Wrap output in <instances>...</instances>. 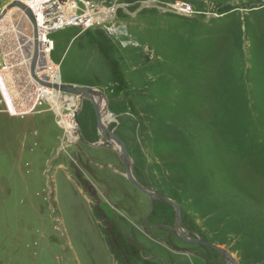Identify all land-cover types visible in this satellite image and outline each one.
Segmentation results:
<instances>
[{
  "label": "rangeland",
  "instance_id": "rangeland-1",
  "mask_svg": "<svg viewBox=\"0 0 264 264\" xmlns=\"http://www.w3.org/2000/svg\"><path fill=\"white\" fill-rule=\"evenodd\" d=\"M96 1L119 6L115 29L48 36L61 84L102 93L133 178L180 207L190 237L264 264V0ZM12 2L0 0V13ZM1 27V91L31 104L28 23L18 11ZM76 103L72 143L48 105L21 118L0 104V264H124L98 208L155 257L133 249L132 264H225L195 245L179 257L156 243L148 233L163 234L141 226L149 205L119 152L95 147L105 140L95 106ZM153 206L154 222L173 224L170 207Z\"/></svg>",
  "mask_w": 264,
  "mask_h": 264
},
{
  "label": "built area",
  "instance_id": "built-area-1",
  "mask_svg": "<svg viewBox=\"0 0 264 264\" xmlns=\"http://www.w3.org/2000/svg\"><path fill=\"white\" fill-rule=\"evenodd\" d=\"M13 2L25 6L34 17L38 44L34 74L38 80L49 85L61 84L59 65L54 64L50 60V55L54 47L48 36L52 32L69 27L81 28L83 31L98 27L109 32L115 29L116 23L118 22L117 8H119V6L107 11L102 9V6L96 0H13ZM122 9H124V5ZM186 12H188V10H186ZM23 17L26 19L29 29L28 41L31 46L30 57L26 66L34 96L33 102L28 105L16 102V99H14L13 104L7 102L1 91L3 85L2 80L6 78L9 67L7 55L1 48V36L3 34L1 22L3 17L0 18V104L3 105V112L6 115L21 118L42 113L40 108L43 105H48L53 112L49 100L55 93L52 88L37 84L30 76L29 66L33 57V33L31 23L24 14ZM55 76L58 77V81L55 80Z\"/></svg>",
  "mask_w": 264,
  "mask_h": 264
},
{
  "label": "water",
  "instance_id": "water-1",
  "mask_svg": "<svg viewBox=\"0 0 264 264\" xmlns=\"http://www.w3.org/2000/svg\"><path fill=\"white\" fill-rule=\"evenodd\" d=\"M12 8H18L19 11H21L24 16L27 18V20L31 23L32 25V33H33V57L30 62L29 66V72L31 78L39 85L46 86L52 88L55 92H58L62 95L66 96H74L78 98L79 103L81 104L82 101L86 100L89 101L92 105L95 106V115H96V121H97V132L98 134L105 139L104 141L98 143L95 145V147H106L108 149H114L119 152V157L120 161L124 167V172H125V178L126 180L139 192L147 195L150 199V210L152 209V200H158L162 201L171 207L174 208L175 210V221L178 226V231L180 235H184V230L182 227V222H181V209L180 207L173 202L172 200L166 198L163 196L161 193L151 190L149 188H144L142 187L139 183L136 182V180L132 176L130 164L128 163V155L126 151V147L124 143L112 132L108 130V125L107 127H104L102 125L101 121V111L102 108L100 109L99 104L101 101L104 100V96L102 93H100L97 90H94L92 88H87V87H78L74 85H64V84H54V85H49L45 82H42L38 80L35 77L34 74V69L36 66V61H37V30H36V25H35V20L30 12L29 9H27L25 6L17 3V2H12L10 5L6 6L0 13V18L4 17V15ZM102 105V103H101ZM82 141V139H81ZM186 243L190 245H195L199 246L202 248H205L207 250L214 251L217 253L225 262V264H237L236 260L232 258L231 254L224 250L223 248L216 246L208 241L199 239V238H192L186 233Z\"/></svg>",
  "mask_w": 264,
  "mask_h": 264
},
{
  "label": "flooded vegetation",
  "instance_id": "flooded-vegetation-1",
  "mask_svg": "<svg viewBox=\"0 0 264 264\" xmlns=\"http://www.w3.org/2000/svg\"><path fill=\"white\" fill-rule=\"evenodd\" d=\"M139 193L146 198L147 205H149V210L147 212L143 213V215L141 214V217H140L141 226L145 227V229H147V230L149 229V230H153L155 232H160L161 234H163L162 237L161 236L159 237L158 235H154V234H152L150 232L148 233V231H146L149 235H152V237L155 239L156 243L158 242V244H164L163 247L166 248L170 253L175 254V255H179V257L180 256L185 257L186 256V245H190V244L186 243V231L184 230L183 223H182V227L184 230V235L179 234L178 226H177L176 221H175V210H174V208L171 207L170 205L162 202V201L152 200V209L150 210V199H149V197L147 195L141 193V192H139ZM154 203H162V204H165L171 208L172 215H173V224L172 225H168L166 223L154 222L155 220H157L156 214L154 213V209H153ZM97 205H99V201L97 202ZM96 211H97V214L102 217V222L104 223L105 227H107L108 232L110 234V237L112 236L114 246L119 251L118 253L122 257L124 264H132L131 260H133V259L131 257H128V256H129V254H132L131 252H134L133 249H136L138 251V253H140V254H145L146 258L149 260H151V258H155L154 256L150 255L151 252H150V249L148 248V246L144 245L143 243L138 241L137 238L131 237L127 232H125L123 227L120 225L121 219H116V222L114 223V225H111L110 224V218H111L110 215H106L99 208ZM180 217H181V214H180ZM181 222H182V218H181ZM123 245L126 248H129L130 250L123 249ZM127 251H129V252L131 251V252L128 253ZM157 261L163 262L162 260L159 261L158 259H157Z\"/></svg>",
  "mask_w": 264,
  "mask_h": 264
},
{
  "label": "bare ground",
  "instance_id": "bare-ground-1",
  "mask_svg": "<svg viewBox=\"0 0 264 264\" xmlns=\"http://www.w3.org/2000/svg\"><path fill=\"white\" fill-rule=\"evenodd\" d=\"M18 11H19L18 8L10 9L2 18L1 23H3V21H5L9 18L11 19L12 14L15 12H18ZM19 12H21V11H19ZM55 80L58 81L57 76H55ZM1 89H3V87H1ZM76 101H78L77 97L62 95L58 92H55L53 94V96L51 97V99L49 100V104H51L52 108L55 110L59 124L61 125V127L64 128L65 134H66L68 141L70 143L75 142L79 136L78 129H77L75 123L73 122L74 115L77 112ZM99 107H100V109L102 108V113H101L102 125L104 127H107V124H108L110 117H109V115L107 116V114L105 113V108H104V106L101 105V103L99 104ZM73 109H74V111H73ZM64 110H69L70 114L68 113V115H64L63 114ZM128 163H129V159H128Z\"/></svg>",
  "mask_w": 264,
  "mask_h": 264
}]
</instances>
